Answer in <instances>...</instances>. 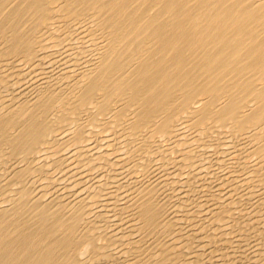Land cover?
<instances>
[{
    "label": "bare ground",
    "instance_id": "1",
    "mask_svg": "<svg viewBox=\"0 0 264 264\" xmlns=\"http://www.w3.org/2000/svg\"><path fill=\"white\" fill-rule=\"evenodd\" d=\"M0 264H264V0H0Z\"/></svg>",
    "mask_w": 264,
    "mask_h": 264
}]
</instances>
